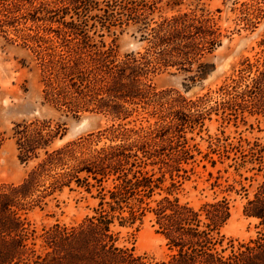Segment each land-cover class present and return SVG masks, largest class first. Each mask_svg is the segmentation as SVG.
<instances>
[{
    "label": "rangeland",
    "instance_id": "rangeland-1",
    "mask_svg": "<svg viewBox=\"0 0 264 264\" xmlns=\"http://www.w3.org/2000/svg\"><path fill=\"white\" fill-rule=\"evenodd\" d=\"M144 1L155 2L148 15L152 26H155L154 21L194 9L197 14L203 10L211 15L220 31L221 44L200 59L206 65V75L194 76L196 64L192 65V71L160 67L142 79L155 92L172 90L188 101L200 96L214 99L218 86L235 75L242 60L254 61L264 49V0ZM250 5V20H240L245 18L242 11ZM134 6L141 8V0H0V183H20L45 156V149L83 141L82 151L87 152L110 142L120 143L119 138L110 140L111 135L103 130L111 124L130 130L128 141L137 139L133 130L143 134L160 123L167 125L168 121H162L159 114L154 113V110L158 112L154 104L145 100L125 104L130 114L115 119L87 101L75 112L65 104L46 98L49 82L61 94L65 93L61 88L69 85L65 76L73 65L67 62L69 59L89 60L90 56H95V51L109 47L118 62L127 54L138 56L144 52L148 45L142 38L145 29L141 23L127 17ZM182 112L191 118L196 114V110ZM183 113H178L180 119ZM245 115V121H228L220 112H212L193 124H183L180 132L169 130L165 137L172 142L163 141L164 152L146 159V169L152 168L157 177L164 173L159 183L161 189H155L154 198L168 192L195 207L214 199L228 201L230 216L221 228L224 254L230 253V245L236 249L264 234L259 219L243 213L264 175V162L250 160L248 154L249 148L258 144L264 156V116ZM30 122L38 125L46 122L49 128L43 132L49 131L54 137L45 149L35 150V157L25 160L20 159L16 144L19 134L15 131L22 129L21 126L17 128V124ZM156 141H161L159 136ZM183 149L188 150L189 156L183 155ZM243 153L246 156L242 159ZM137 154L142 155L140 150ZM151 161L155 163L150 164ZM175 166L180 169L175 170ZM55 171H60V167L51 172ZM108 182L110 179L103 185L107 186ZM48 183L44 178L39 189ZM89 183V190H86L84 185L76 186L71 182L72 189L64 187L35 201L25 213L30 227L35 229L30 241L35 243L36 253L43 254V231L52 224H77L94 213L100 196L99 186L91 178ZM36 194L39 191L34 198ZM112 230L119 246L133 247L136 254H145L148 264L167 260L174 252L157 231L151 214L123 225L115 220Z\"/></svg>",
    "mask_w": 264,
    "mask_h": 264
},
{
    "label": "trees",
    "instance_id": "trees-1",
    "mask_svg": "<svg viewBox=\"0 0 264 264\" xmlns=\"http://www.w3.org/2000/svg\"><path fill=\"white\" fill-rule=\"evenodd\" d=\"M154 3L141 0V8L131 7L127 15L145 29L142 38L148 45L142 54H127L118 62L109 47L95 51V56H90L89 60L69 59L67 62L73 65L65 76L69 85L61 88L65 93L61 94L49 82L46 98L65 104L75 112L87 101L115 119H123L130 114L125 104L145 100L154 104L158 110L154 113L159 114L162 121H168L167 125L160 123L143 134L133 130L137 139L128 141L130 130L111 124L103 130L111 135L110 140L119 138L120 143L110 142L84 152L83 141L45 149L54 137L49 131L43 132L49 128L46 122L40 125L35 122L17 124V128H22L15 131L19 134L16 144L20 159L35 157L37 148L45 149V156L20 183H0V264H148L145 254H136L133 247L119 246L112 230L115 220L119 225L134 223L146 214H151L157 231L174 250L167 260L154 264H264V234L249 239L236 249L230 245V253L224 254L221 228L230 216L225 198L204 202L198 207L181 202L168 192L154 198V191L160 188L164 173L157 177L152 168L145 167L148 164L146 159L164 152L163 141L172 142L165 137L166 133L169 130L180 132L185 123L193 124L212 112H220L228 121H245V113L264 116V49L254 61L249 58L242 60L235 75L218 86L214 99L200 96L195 101H188L172 90L155 92L142 80L148 72L160 67L192 71V65L196 64L194 76L202 77L207 74V69L200 59L218 47L221 40L219 26L203 10L199 14L194 9L172 14L159 22L154 21L155 26H152L148 15L154 9ZM250 9L251 5L242 11L245 18L240 20H250ZM146 10L150 12L146 13ZM185 109L196 110V114L191 118L182 112ZM178 113H183L181 119ZM158 136L161 141H156ZM257 146L250 147L248 154L250 160L262 163V148ZM138 150L141 156H138ZM182 153L189 156L187 149ZM245 156L243 153L242 159ZM57 167L60 171L52 173ZM179 169L175 166V170ZM82 173L84 175L81 176ZM44 178L49 183L40 190V182ZM89 178L99 186L100 196L94 213L77 224H52L43 231V254L36 253L35 243L30 241L35 229L30 227L25 213L35 201H41L64 187L72 189L71 182L76 186L84 185L89 190ZM109 179L108 185H103ZM171 184L174 186V182ZM37 191L39 194L34 198ZM125 211L127 215H123ZM243 213L247 217L258 218L264 228V175Z\"/></svg>",
    "mask_w": 264,
    "mask_h": 264
}]
</instances>
